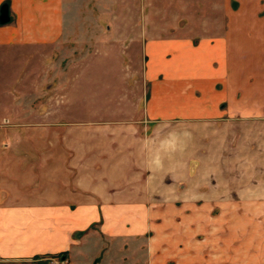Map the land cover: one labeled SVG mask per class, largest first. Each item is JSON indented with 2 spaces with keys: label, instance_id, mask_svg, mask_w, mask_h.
Segmentation results:
<instances>
[{
  "label": "crops",
  "instance_id": "1",
  "mask_svg": "<svg viewBox=\"0 0 264 264\" xmlns=\"http://www.w3.org/2000/svg\"><path fill=\"white\" fill-rule=\"evenodd\" d=\"M69 2L0 0V264H207L174 209L264 208V0L152 26L119 3L91 27ZM233 222H215L214 264H264L254 221Z\"/></svg>",
  "mask_w": 264,
  "mask_h": 264
},
{
  "label": "rangeland",
  "instance_id": "2",
  "mask_svg": "<svg viewBox=\"0 0 264 264\" xmlns=\"http://www.w3.org/2000/svg\"><path fill=\"white\" fill-rule=\"evenodd\" d=\"M119 3H121V6L124 3L126 5L125 7L127 18L125 22L127 23L140 24L142 26L166 25L178 22L183 23V18L184 20H186V22L184 21L185 23H189L190 25L197 24V22L195 23L190 19L193 18L192 16L194 10L198 9V0H188V2H185V6H190L191 9L187 11V13L190 15L189 17H184L182 15L181 17L178 16V12L176 9L179 7V5L177 3L176 5L172 6L171 0H70L69 6L71 5L72 12L79 13L80 24H87L91 27L94 24H99V19L101 17H103L105 19V22L107 23H118ZM218 3V0H207L208 24L214 23L215 21L214 10L216 5L218 7ZM93 8L95 9V12L92 16L91 12ZM174 210L179 214L178 219L180 221L179 223L177 222L179 225L183 223V211H185V213L187 212V214L189 213L191 219L190 231L194 233L195 240L199 242L206 241L205 243L207 247L205 260L207 264L215 263L214 249L210 244H213L211 235L214 234V231L216 230L215 222L218 220L225 222L230 221V219H234V222L231 225L233 229L228 228L226 230V233L232 232L234 234L241 232L246 233L248 228L249 231L252 232L253 228L250 224L252 223V221H254L253 232H255V238L257 241L255 249L259 247V245L257 246V244L261 243L264 237V208H255L253 209V212L252 209H225L215 207ZM225 215L228 216L229 219H226L224 217ZM177 223H175V225H178ZM186 229L187 228H185V230ZM180 230L183 229L180 228ZM238 242V246L242 247L241 245L245 243V240L240 238ZM52 261H50V264H55V262ZM57 264H59V262Z\"/></svg>",
  "mask_w": 264,
  "mask_h": 264
},
{
  "label": "clouds",
  "instance_id": "3",
  "mask_svg": "<svg viewBox=\"0 0 264 264\" xmlns=\"http://www.w3.org/2000/svg\"><path fill=\"white\" fill-rule=\"evenodd\" d=\"M183 138V140H181ZM191 138V132L188 130H182L180 132L173 131L169 134V138L165 141L172 153L181 151L185 146L184 141ZM163 160L159 157H153L149 160V166L154 169H160L163 167Z\"/></svg>",
  "mask_w": 264,
  "mask_h": 264
},
{
  "label": "water",
  "instance_id": "4",
  "mask_svg": "<svg viewBox=\"0 0 264 264\" xmlns=\"http://www.w3.org/2000/svg\"><path fill=\"white\" fill-rule=\"evenodd\" d=\"M9 21L8 5L4 3L0 7V23H6Z\"/></svg>",
  "mask_w": 264,
  "mask_h": 264
}]
</instances>
